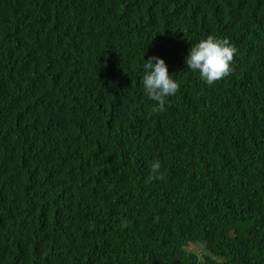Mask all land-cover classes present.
<instances>
[{
	"label": "trees",
	"instance_id": "obj_1",
	"mask_svg": "<svg viewBox=\"0 0 264 264\" xmlns=\"http://www.w3.org/2000/svg\"><path fill=\"white\" fill-rule=\"evenodd\" d=\"M0 264H264V0H0Z\"/></svg>",
	"mask_w": 264,
	"mask_h": 264
},
{
	"label": "clouds",
	"instance_id": "obj_2",
	"mask_svg": "<svg viewBox=\"0 0 264 264\" xmlns=\"http://www.w3.org/2000/svg\"><path fill=\"white\" fill-rule=\"evenodd\" d=\"M237 48L228 38H217L209 35L191 47L186 64L188 68L199 73L200 78L208 85L228 76L231 72V62ZM142 78L145 95L158 102V110L163 111L166 98L175 95L180 85L168 72L165 61L158 56H150L144 63ZM161 162L155 160L151 165L149 180H164Z\"/></svg>",
	"mask_w": 264,
	"mask_h": 264
},
{
	"label": "rangeland",
	"instance_id": "obj_3",
	"mask_svg": "<svg viewBox=\"0 0 264 264\" xmlns=\"http://www.w3.org/2000/svg\"><path fill=\"white\" fill-rule=\"evenodd\" d=\"M186 248L188 250L193 251L197 255H200V253H202V251H203L201 244H188Z\"/></svg>",
	"mask_w": 264,
	"mask_h": 264
}]
</instances>
